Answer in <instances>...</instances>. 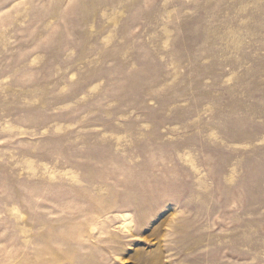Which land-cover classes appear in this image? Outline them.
Instances as JSON below:
<instances>
[{
  "label": "rangeland",
  "instance_id": "374dc122",
  "mask_svg": "<svg viewBox=\"0 0 264 264\" xmlns=\"http://www.w3.org/2000/svg\"><path fill=\"white\" fill-rule=\"evenodd\" d=\"M0 264H264V0H0Z\"/></svg>",
  "mask_w": 264,
  "mask_h": 264
}]
</instances>
